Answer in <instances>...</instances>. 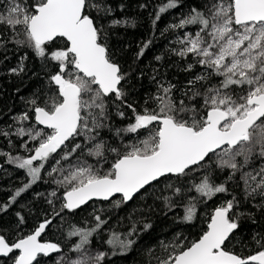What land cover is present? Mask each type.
Returning <instances> with one entry per match:
<instances>
[{"label":"trees","instance_id":"1","mask_svg":"<svg viewBox=\"0 0 264 264\" xmlns=\"http://www.w3.org/2000/svg\"><path fill=\"white\" fill-rule=\"evenodd\" d=\"M44 3L0 0V238L14 245L50 222L43 240L51 253L34 264H64L62 256L93 251L96 264H171L224 208L236 228L224 249L243 259L263 252L264 118L248 140L160 179L129 202L116 197L71 211L64 201L70 190L113 178L119 159L158 150L160 125L143 128L144 116L199 131L211 109L230 118L238 108L237 119L248 113L256 87L264 93L256 78L264 77V63L234 74L192 42L199 35L208 42L217 12L227 7L233 16L234 0H86L85 14L120 70L119 93L109 96L77 71L66 40H33L29 21ZM65 81L80 88L79 126L65 146L43 152L53 131L38 125L36 111L52 113L62 104ZM17 255L13 250L0 264H13Z\"/></svg>","mask_w":264,"mask_h":264},{"label":"water","instance_id":"2","mask_svg":"<svg viewBox=\"0 0 264 264\" xmlns=\"http://www.w3.org/2000/svg\"><path fill=\"white\" fill-rule=\"evenodd\" d=\"M86 0H45L36 8L29 21L33 40L44 45L62 38L75 57V68L86 78L95 80L102 94L119 93L120 70L108 59L107 49L99 42L97 29L85 14ZM233 17L237 26L264 23V0H234ZM63 102L52 113L40 108L36 120L43 129L55 131L52 143L56 148L65 146L79 126L78 103L80 88L68 83L62 88ZM251 109L246 115L233 120L228 129L227 112L214 108L208 112V124L199 131L176 124L171 118L147 115L142 127L159 124L158 150L150 156H126L115 165L113 178H99L70 190L64 196L68 210H77L94 201H110L122 197L131 201L151 184L169 175H180L207 160L225 147H236L248 140L253 126L264 118V93L249 97ZM50 222L41 224L32 234L10 245L0 238V258L17 252L13 264H34L42 255L51 253L52 245L43 236ZM235 225L224 208L215 210L207 232L190 247L179 253L171 264H264V251L243 259L224 249L235 231Z\"/></svg>","mask_w":264,"mask_h":264},{"label":"rangeland","instance_id":"3","mask_svg":"<svg viewBox=\"0 0 264 264\" xmlns=\"http://www.w3.org/2000/svg\"><path fill=\"white\" fill-rule=\"evenodd\" d=\"M216 15L208 42H206V38L199 35L193 39V46L196 49H203L212 61L234 74L243 75L250 73L258 65H262L264 63V27L256 30L240 26L242 29H234L231 23V21H234V17L231 16L227 7L217 12ZM256 78L264 84V77L261 73H258ZM68 83H74L79 86L75 82L68 81H65L64 85ZM260 89V87H256L254 94H258ZM238 113L239 109L237 108L231 114L229 122L225 123L222 128L228 129L233 120L237 119ZM54 133L55 131H53V135ZM53 135L49 137L48 142L44 145L43 152H48L50 149L55 148L52 143ZM29 170L31 182H35L38 170L33 167L29 168ZM99 259L100 256L97 251L84 252L73 259L60 257V261L64 264H96Z\"/></svg>","mask_w":264,"mask_h":264}]
</instances>
